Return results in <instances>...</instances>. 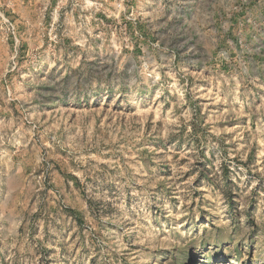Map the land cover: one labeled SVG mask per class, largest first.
<instances>
[{
  "label": "rangeland",
  "instance_id": "374dc122",
  "mask_svg": "<svg viewBox=\"0 0 264 264\" xmlns=\"http://www.w3.org/2000/svg\"><path fill=\"white\" fill-rule=\"evenodd\" d=\"M0 264H264V0H0Z\"/></svg>",
  "mask_w": 264,
  "mask_h": 264
}]
</instances>
